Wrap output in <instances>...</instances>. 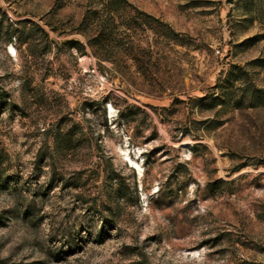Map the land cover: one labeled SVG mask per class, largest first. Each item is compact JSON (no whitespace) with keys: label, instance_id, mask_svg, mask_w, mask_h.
<instances>
[{"label":"rangeland","instance_id":"obj_1","mask_svg":"<svg viewBox=\"0 0 264 264\" xmlns=\"http://www.w3.org/2000/svg\"><path fill=\"white\" fill-rule=\"evenodd\" d=\"M0 264H264V0H0Z\"/></svg>","mask_w":264,"mask_h":264},{"label":"trees","instance_id":"obj_2","mask_svg":"<svg viewBox=\"0 0 264 264\" xmlns=\"http://www.w3.org/2000/svg\"><path fill=\"white\" fill-rule=\"evenodd\" d=\"M221 101L219 99L212 100V103H220ZM62 138H57L58 141L62 143V145H68L70 143L69 136L66 135V137L61 140Z\"/></svg>","mask_w":264,"mask_h":264}]
</instances>
